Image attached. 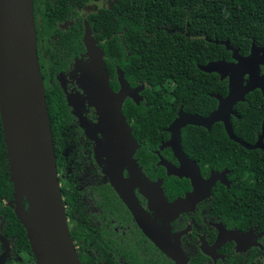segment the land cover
Segmentation results:
<instances>
[{
	"label": "trees",
	"instance_id": "16d2710c",
	"mask_svg": "<svg viewBox=\"0 0 264 264\" xmlns=\"http://www.w3.org/2000/svg\"><path fill=\"white\" fill-rule=\"evenodd\" d=\"M39 1L34 0L35 16L43 20L44 28H37L38 42H45L49 48L56 63L55 73L66 71L74 56L84 50V29L78 22L64 32L58 23L70 19L78 7L99 0H45V11ZM111 2V8H101L88 22L105 53L107 72L114 78L112 87L118 86L116 67L125 73L131 86H145L144 100L137 105L128 99L123 111L134 133L144 140L146 150L153 147L156 138L166 134L165 129L181 109L205 117L217 109L218 101L213 94L228 95V79L221 80L219 74L200 69L210 62L233 61V52L221 42H229L244 57L250 55L253 43L264 48V0ZM55 73L52 83L46 86V100L58 158L63 133L75 117ZM261 74L264 75V66ZM235 110L240 116L232 118L235 136L247 144H256L264 123L262 92L257 90L249 94ZM182 139L185 150L203 168L209 165L210 169L217 170L252 171L264 165V148L249 150L243 147L228 137L222 123L215 124L210 131L188 126L182 131ZM232 191L233 188L228 192ZM14 193L0 115V236L11 242L12 252L22 259L14 263L7 260L6 264H32L35 258L26 230L8 205L14 200ZM245 196L241 194L247 205L241 209L234 203L227 204L224 213H250V195ZM71 237L73 241L80 239H76L73 232ZM2 247L0 241V257ZM79 257L82 264H97L88 253L79 254ZM101 259L106 260V253Z\"/></svg>",
	"mask_w": 264,
	"mask_h": 264
},
{
	"label": "flooded vegetation",
	"instance_id": "af4514ba",
	"mask_svg": "<svg viewBox=\"0 0 264 264\" xmlns=\"http://www.w3.org/2000/svg\"><path fill=\"white\" fill-rule=\"evenodd\" d=\"M39 4L45 11V0H40ZM111 7V0H99L94 4L78 7L70 19L58 23L59 29L64 32L78 22L82 23L84 29V50L74 56L66 71L55 73L56 63L49 48L45 42H38L45 86L52 83L54 73L60 83L58 77L63 73L61 80L66 86L67 91L63 89L66 99L67 94L73 95L75 99L76 109L69 105L75 118L63 133V143L56 158L69 228L76 239L80 238L74 241L78 254L92 255L97 264H264V165L252 171L239 168L217 170L210 169L209 165L203 168L183 145L182 131L194 125L181 129V147L185 158H180L176 138L169 132V128L181 114H191L182 109L165 129L166 134L156 138L153 147L148 150L144 140L134 133L133 125L127 120L137 146L132 161L126 165L129 148L126 147V154H123L126 150L123 144L100 131L97 110L90 106L79 86L82 73L76 63L83 60V65L92 60L87 56L84 44L86 24L90 25L88 19L101 8ZM36 25L37 28H44L40 17L36 18ZM93 36L101 48L94 33ZM48 57L54 63L50 76L47 73L50 65ZM119 69L116 67L115 70L118 86L115 84L112 87L114 78L108 73L114 93H119L122 88ZM219 77L224 80L220 75ZM131 88L135 89L137 86ZM140 96L143 98L142 92ZM213 96L216 97L218 106L219 97L225 98L218 93ZM128 99L136 103L130 97L125 102ZM235 107L232 118H240ZM218 123L224 125L223 122ZM263 127L264 123L257 142L263 135ZM228 137L230 138L229 135ZM236 138L239 142L235 141L240 145L244 143L246 146H242L247 149L256 145L247 144L235 136ZM262 143L264 145V139ZM197 172H200L202 182L197 186V194L193 197L196 187L193 178L194 174L197 176ZM211 179L215 180L212 188L207 185ZM115 184L120 189L122 187L124 193L149 214L153 222L150 236L140 227ZM232 188L233 191L229 193ZM242 193L243 198L250 195L251 212L225 214L223 208L227 204L234 203L241 209L243 205H247L246 200L241 197ZM2 238L0 236L3 244L2 240L8 242V245H4L7 260L22 262L12 252L11 242ZM219 241L222 242L220 245ZM105 253L106 260H102Z\"/></svg>",
	"mask_w": 264,
	"mask_h": 264
},
{
	"label": "water",
	"instance_id": "95a60500",
	"mask_svg": "<svg viewBox=\"0 0 264 264\" xmlns=\"http://www.w3.org/2000/svg\"><path fill=\"white\" fill-rule=\"evenodd\" d=\"M84 44L87 56L92 60L79 67L82 73L79 86L90 106L97 110L100 131L108 138L122 143L124 150L129 148L126 165L132 161L137 142L124 115L123 105L128 97L139 104L143 100L140 94L145 86L131 88L125 79V73L119 69L122 88L119 93H114L106 69L105 53L98 46L88 24ZM221 44L233 52V61L210 62L200 66V69L228 79V95L225 98L219 97L218 109L208 117L181 114L170 126L169 132L176 138L180 158H185L180 138L182 128L194 125L210 130L215 123L223 122L230 138L239 142L235 139L232 127L234 107L239 102H244L246 96L255 90H260L264 96V75L261 74L264 48L253 43L250 55L244 57L229 42L224 41ZM38 48L34 0H0V115L15 191L14 200L8 205L15 211L26 230L35 264H82L71 237L61 192ZM60 75L64 77L63 73ZM60 83L67 91L62 80ZM67 101L76 109L73 95L67 94ZM263 139L264 127L260 140L254 147L248 148H264ZM242 145L246 146L244 143ZM126 151L127 149L123 154ZM194 166L199 171L195 163ZM194 176L196 187L193 197L197 194V186L202 182L200 172ZM214 182L211 179L207 185L212 188ZM115 187L140 227L150 236L153 222L149 214L132 201L121 186L122 190L116 184ZM2 241L4 252L0 257V264H6L4 245H8V242ZM221 243L219 241L218 245Z\"/></svg>",
	"mask_w": 264,
	"mask_h": 264
},
{
	"label": "rangeland",
	"instance_id": "374dc122",
	"mask_svg": "<svg viewBox=\"0 0 264 264\" xmlns=\"http://www.w3.org/2000/svg\"><path fill=\"white\" fill-rule=\"evenodd\" d=\"M48 62L50 63V65H49V67H48V75L50 76L51 75V73L53 72V70H54V67H53V61L51 60V58H49L48 57ZM77 63H78V65L79 66H81L82 65V63H84L83 62V60H80V61H77ZM59 78V80H61L62 78H61V75L58 77ZM16 262V261H15ZM13 263H14V261H13Z\"/></svg>",
	"mask_w": 264,
	"mask_h": 264
},
{
	"label": "built area",
	"instance_id": "2783aa9c",
	"mask_svg": "<svg viewBox=\"0 0 264 264\" xmlns=\"http://www.w3.org/2000/svg\"><path fill=\"white\" fill-rule=\"evenodd\" d=\"M32 264H35V263H32Z\"/></svg>",
	"mask_w": 264,
	"mask_h": 264
}]
</instances>
